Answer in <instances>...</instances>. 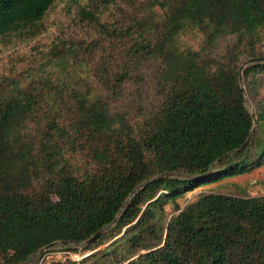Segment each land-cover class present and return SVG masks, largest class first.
<instances>
[{"label":"trees","instance_id":"obj_1","mask_svg":"<svg viewBox=\"0 0 264 264\" xmlns=\"http://www.w3.org/2000/svg\"><path fill=\"white\" fill-rule=\"evenodd\" d=\"M56 1L0 0V45L43 34ZM67 6L77 31L0 72V264L110 223L42 264H264V195L179 203L264 164V62L245 63L264 57V0Z\"/></svg>","mask_w":264,"mask_h":264},{"label":"rangeland","instance_id":"obj_2","mask_svg":"<svg viewBox=\"0 0 264 264\" xmlns=\"http://www.w3.org/2000/svg\"><path fill=\"white\" fill-rule=\"evenodd\" d=\"M67 5L68 0H57L55 2L45 19L47 30L37 38L31 41L16 42L6 46L0 45V72L7 69V66L11 64L17 55L28 51L33 44H50L60 30H67L68 34L77 31L78 29L71 28V19L74 11L71 8L68 11ZM247 105L250 109H253V103L249 97H247ZM178 177L184 176L180 175ZM206 191L223 192L232 195H264V164L257 166L252 170L224 177L215 182L202 184L195 191L188 193L179 199L181 207L193 202L200 193ZM167 213H173L172 207L169 206L167 208ZM82 245H84V243L57 242L55 245L31 255L28 259V264H42L47 260H79L81 256L86 253L80 250L76 251V248H80ZM105 245L106 243L104 240L98 248ZM48 249L49 251L45 253V250Z\"/></svg>","mask_w":264,"mask_h":264},{"label":"water","instance_id":"obj_3","mask_svg":"<svg viewBox=\"0 0 264 264\" xmlns=\"http://www.w3.org/2000/svg\"><path fill=\"white\" fill-rule=\"evenodd\" d=\"M256 61L264 62V57H254V58H250V59H248L245 63L247 64V63H252V62H256ZM240 80H241V84H242V78H241V77H240ZM245 100H246V102H247V96H246V95H245ZM251 112H252V115L255 117V111H254V109H251ZM256 125H257V120H255V125H254V127L252 128V130H251L249 136L247 137V139L244 141V143H242L238 148H236V149H234V150H232V151H230V152H227V153L223 154L221 157L218 158V160H220L221 158H223L224 156H226V155H228V154H230V153H233L234 151H236V150H238V149L243 148V147L249 142V140L251 139L252 135L254 134L255 129H256ZM211 171H212V165L210 166V168H209V170H208L207 173H211ZM180 175H182V176H184V177H187V176L184 175L183 173H179V172H166V173L161 174L160 176H180ZM156 177H158V176H155V177H153V178H151V179H149V180L143 182L142 184H140L139 186H137V188H136L134 191H136L137 189H139L140 187H142L143 185H145L148 181H150V180H152V179H154V178H156ZM134 191H133V192H134ZM125 206H126V204H125ZM118 217H120V215H119ZM116 220H117V217L113 220V222H115ZM111 225H112V223H110V224L106 225L105 227H103L102 229L96 231V232H95L91 237H89L85 242H75V243H90V242L94 241L95 239H97V238L99 237V235H101L104 231L107 230L108 227L110 228ZM109 228H108V229H109ZM57 242H66V241H55V242H52V243L46 245L45 247L41 248V249H40L39 251H37V252H40V251H42V250H44V249H46V248H49V247L55 245V243H57ZM37 252H35V253H37ZM35 253H33V254H35ZM33 254H32V255H33ZM29 258H30V257H29ZM29 258H28V259H29ZM28 259H27L23 264H28Z\"/></svg>","mask_w":264,"mask_h":264}]
</instances>
